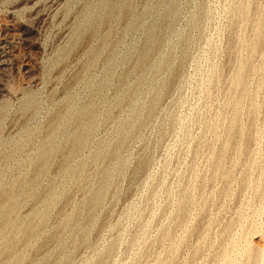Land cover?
I'll return each mask as SVG.
<instances>
[{"label":"rangeland","instance_id":"obj_1","mask_svg":"<svg viewBox=\"0 0 264 264\" xmlns=\"http://www.w3.org/2000/svg\"><path fill=\"white\" fill-rule=\"evenodd\" d=\"M127 2L0 0V264H264V0Z\"/></svg>","mask_w":264,"mask_h":264},{"label":"bare ground","instance_id":"obj_2","mask_svg":"<svg viewBox=\"0 0 264 264\" xmlns=\"http://www.w3.org/2000/svg\"><path fill=\"white\" fill-rule=\"evenodd\" d=\"M51 1V0H50ZM102 1V0H101ZM250 1V0H249ZM248 2V1H247ZM28 4L30 3V2H27ZM125 4V3H124ZM41 6V5H40ZM100 6V5H99ZM120 6V5H119ZM123 6V5H122ZM132 6H133V0H129V2H127V4H126V6H125V8H124V10H123V17L125 18L128 14H130V11H131V9H132ZM237 6V5H236ZM42 7V6H41ZM40 7V8H41ZM104 7V6H103ZM107 7H109V8H112V5L110 4V3H108L107 4ZM108 8V9H109ZM238 8H239V6H238ZM35 10V9H34ZM88 10V9H87ZM106 11V10H105ZM240 11L242 12V13H247V11H250V9L248 10L246 7H240ZM107 12H108V10H107ZM249 13V12H248ZM102 14V13H101ZM46 15V14H45ZM264 15V14H263ZM41 16V15H40ZM250 16V15H249ZM233 17V16H232ZM97 19V18H96ZM111 18H110V15H108V14H104V16H102V22H109V20H110ZM234 19V18H233ZM230 20H231V15H230ZM97 21V20H96ZM95 21V22H96ZM247 21V20H246ZM36 22V21H35ZM128 22V21H127ZM242 22V21H241ZM240 22V23H241ZM111 23V22H110ZM123 23V22H122ZM239 23V24H240ZM34 24V23H33ZM89 24V23H88ZM112 24V23H111ZM258 25H257V28L256 29H254V30H256V39H255V41L254 42H257L260 38H261V36L263 35V33H264V27H263V24H264V20L263 19H261L260 21H259V23H257ZM242 25V24H241ZM101 27V26H100ZM93 29L94 28H92L91 29V33L93 32ZM239 31H240V29H239ZM244 31H245V29H244ZM243 31V32H244ZM239 33V32H238ZM239 35V34H238ZM238 35H237V37H238ZM89 37V36H88ZM111 37V36H110ZM240 37V36H239ZM241 38V37H240ZM242 39V38H241ZM237 40V39H236ZM109 41V40H108ZM239 46H241V45H239ZM245 46H246V44H245ZM244 49V48H243ZM101 53V52H100ZM248 59V58H247ZM2 60V59H1ZM4 61V60H3ZM5 62V61H4ZM241 65V64H240ZM239 65V66H240ZM260 66V65H259ZM254 68H256V67H254ZM254 70V69H253ZM240 71V70H239ZM212 72V71H211ZM216 72V71H215ZM230 73V72H229ZM252 74H253V72H252ZM217 75V74H216ZM253 77V76H252ZM232 79V78H231ZM234 80V79H233ZM237 80V79H236ZM240 80V75L238 76V81ZM257 80V79H256ZM262 83H263V81H262ZM250 84H251V82H250ZM261 85V84H260ZM249 86V85H248ZM262 86V85H261ZM1 88V87H0ZM232 88V87H231ZM237 88V87H236ZM8 89V88H7ZM4 90V89H3ZM6 92V91H5ZM9 92V91H8ZM234 96V95H233ZM250 96V95H249ZM232 98V97H231ZM226 99H227V96H226ZM230 102V101H229ZM229 102H228V104H229ZM261 102V101H260ZM69 106V105H68ZM239 106V105H238ZM254 108H256V107H254ZM258 109V108H257ZM261 109V108H260ZM240 110V109H239ZM2 113H3V111H1ZM224 113V112H223ZM3 115V114H2ZM227 116V115H226ZM226 116H225V118H226ZM256 116H257V114H256ZM2 118V117H1ZM88 119V118H87ZM260 119V118H259ZM55 120V119H54ZM92 123V122H91ZM242 124V123H241ZM261 124V123H260ZM62 125V124H61ZM216 126V125H215ZM242 126H244V124L242 125ZM217 127V126H216ZM264 127V126H263ZM219 128V127H218ZM51 132V131H50ZM237 132H240L241 133V136H242V138L243 139H248V136L246 135V133H245V131L243 130V127L242 128H240L238 131H234V130H231L229 133H228V136L226 137V139H225V141L223 142V145H222V148H221V154L222 155H224L226 152H227V150H228V148H229V144L231 143V141H232V139H233V137L235 136V134L237 133ZM222 135V134H221ZM68 136V135H67ZM222 137V136H221ZM263 137V136H262ZM62 138V137H61ZM74 138H75V135H74ZM217 138H218V135H217ZM75 140V139H74ZM51 143V142H50ZM74 143V142H73ZM19 144V143H18ZM254 146V145H253ZM57 147V146H56ZM239 147V146H238ZM237 147V148H238ZM220 148V147H219ZM241 149H242V147H241ZM241 149H240V152H241ZM259 149H261V148H259ZM17 150V149H16ZM238 150V149H237ZM12 151V150H11ZM58 151V150H57ZM214 151V150H213ZM51 154H52V152H50ZM54 153V152H53ZM65 153H66V151H65ZM212 153V152H211ZM55 154V153H54ZM252 155V154H251ZM211 156V155H210ZM49 157H51V156H48V159H49ZM213 157V156H212ZM43 158V157H42ZM258 158V157H257ZM47 159V160H48ZM232 159H233V157H232ZM37 160H38V158H37ZM259 162V161H258ZM43 163H41V165H42ZM34 165V164H33ZM46 166V165H45ZM44 166V167H45ZM39 168H41V167H39ZM46 168V167H45ZM44 169V168H43ZM43 169H42V171H43ZM38 170V169H37ZM41 171V170H40ZM262 177V176H261ZM259 181V180H258ZM262 181V180H261ZM258 184V183H257ZM258 186H260L259 184H258ZM257 186V187H258ZM256 190H258V188L256 189ZM262 190V189H261ZM260 190H258V192H259ZM260 192H262V191H260ZM232 193V192H231ZM7 195H8V193H7ZM6 195V196H7ZM190 196V195H189ZM188 199V198H187ZM176 203V202H175ZM184 203V202H183ZM264 202H262L261 203V205L260 206H262V204H263ZM174 204V203H173ZM264 205V204H263ZM178 209V208H177ZM182 209V208H181ZM242 209V208H241ZM261 209V208H260ZM262 210V209H261ZM242 211V210H241ZM244 212V211H243ZM257 212V211H256ZM179 213V212H178ZM177 213V214H178ZM262 213V212H261ZM258 214H260V213H258ZM244 215V214H243ZM263 215V214H262ZM179 216V215H178ZM188 216H190V215H188ZM247 216V215H246ZM256 217H257V213H256V215H255ZM192 217V216H191ZM241 217H242V213H241ZM258 218V217H257ZM175 219H177V218H175ZM238 223H239V221H238ZM190 224V223H189ZM187 226V225H186ZM237 226V225H236ZM263 226V225H262ZM262 226H261V228H262ZM209 227V226H208ZM207 227V228H208ZM250 227H251V225H250ZM253 227V226H252ZM256 227H257V229H258V225H256ZM256 227H254V228H256ZM181 228H182V226H181ZM206 228V229H207ZM210 230V229H209ZM247 230V229H246ZM6 231V230H5ZM208 231V230H207ZM237 231V230H236ZM251 231H252V228H251ZM165 232V231H164ZM246 232V231H245ZM248 232V231H247ZM26 233V232H25ZM166 233H167V230H166ZM203 233H204V231H203ZM243 233V232H242ZM28 233H26V235H27ZM168 235V234H167ZM233 235V234H232ZM244 235V234H243ZM183 237H184V235H183ZM246 237V236H245ZM251 237V236H250ZM190 238V237H189ZM217 238V237H216ZM232 238V237H231ZM184 239V238H183ZM176 240V239H175ZM179 240H181V239H179ZM179 240H178V242H179ZM205 240H206V238H205ZM173 241H174V239H173ZM202 241H204V240H202ZM229 242V241H228ZM227 242V243H228ZM231 242V241H230ZM237 242V241H236ZM245 242V241H244ZM243 242V243H244ZM235 243V242H234ZM232 244V245H235V244ZM249 243V242H248ZM174 244V243H173ZM246 244H244V247H246L245 246ZM174 246V245H173ZM176 247V246H175ZM233 247V246H232ZM248 247V246H247ZM226 249V248H225ZM244 249V248H243ZM168 250V249H167ZM176 250H177V248H176ZM242 250V249H241ZM173 251V250H172ZM168 252V251H167ZM233 252H234V250H233ZM175 253V252H174ZM224 253V252H223ZM242 253H243V250H242ZM176 254V253H175ZM230 254V253H229ZM240 254V253H239ZM264 254V248L263 247H261V246H254V247H251L249 250H248V255L249 256H251V257H253L255 260H257V259H259L262 255ZM174 255V254H173ZM226 255V254H225ZM231 256V255H230ZM236 256V255H235ZM223 257H224V255H223ZM229 257V256H228ZM227 257V258H228ZM169 258V257H168ZM262 258V257H261ZM225 259V258H224ZM228 260V259H227ZM234 260H236L235 259V257H234ZM261 260H263V259H261ZM261 260H260V262H261ZM262 263V262H261ZM162 264V263H161ZM164 264H166V262L164 263ZM168 264H169V262H168ZM229 264V263H228ZM235 264V263H234Z\"/></svg>","mask_w":264,"mask_h":264}]
</instances>
